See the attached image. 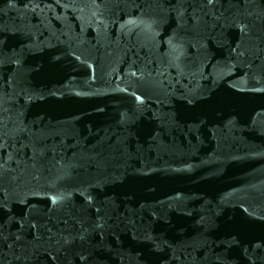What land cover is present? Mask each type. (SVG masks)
<instances>
[{"label": "water", "instance_id": "95a60500", "mask_svg": "<svg viewBox=\"0 0 264 264\" xmlns=\"http://www.w3.org/2000/svg\"><path fill=\"white\" fill-rule=\"evenodd\" d=\"M0 264H264V0H0Z\"/></svg>", "mask_w": 264, "mask_h": 264}]
</instances>
